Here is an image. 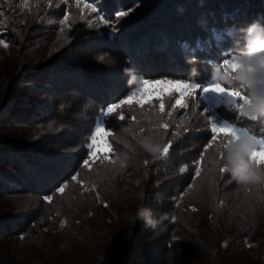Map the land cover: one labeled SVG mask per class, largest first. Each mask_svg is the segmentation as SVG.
I'll list each match as a JSON object with an SVG mask.
<instances>
[{"label":"trees","instance_id":"1","mask_svg":"<svg viewBox=\"0 0 264 264\" xmlns=\"http://www.w3.org/2000/svg\"><path fill=\"white\" fill-rule=\"evenodd\" d=\"M0 13V264H264V187L219 171L227 138L205 150L202 103L195 118L191 101L172 111L167 95L164 113L156 99L122 105L103 116L109 159L89 156L102 110L143 79L209 81L241 30L264 25V0H0ZM231 75L221 68L218 81L237 87ZM216 111L264 137L259 120ZM145 138L160 143L156 158ZM140 206L167 219L146 228Z\"/></svg>","mask_w":264,"mask_h":264},{"label":"snow or ice","instance_id":"2","mask_svg":"<svg viewBox=\"0 0 264 264\" xmlns=\"http://www.w3.org/2000/svg\"><path fill=\"white\" fill-rule=\"evenodd\" d=\"M85 8H92L94 13L97 12V8L92 7L90 4H85ZM3 15V13H0ZM128 15V12L121 11L119 12V17H124ZM101 22L107 23L106 18L101 17ZM67 20V16H65L64 20H61L60 23L63 24ZM91 26V24H89ZM218 39L220 37H217ZM0 43H4L2 39H0ZM4 47H7V44L4 43ZM244 51L243 45L237 49L236 54L231 55L228 58H224L222 60V64H220L219 68H223L227 73L234 74L231 75V78H235L237 73L241 70V64L238 62L237 57ZM102 59V58H101ZM133 78V82H134ZM143 88L140 90L139 98L135 92H132L127 96L126 99L120 100L119 103H114L106 108V110H102V116L109 117L113 116L117 113L118 110L121 109L122 105L131 104L135 99V102L143 107L145 104H152L153 98L159 101V112L164 113L166 109V105L164 102V97L167 95L169 97H173L174 102L171 103L170 107L172 111H175L177 108L181 110L189 109V101L192 102V111L193 118L196 116V109L200 108V101L205 102V107L203 109L204 112L208 113L204 119L208 122L210 126V131L212 133L211 141L206 145L205 150L212 147V145L218 140V138L223 135L227 138V143L224 144V147H227L228 144L232 143L233 140L239 139L241 136H248L249 132L247 130L238 129L235 124L230 123L226 120H220L216 113L212 111V108L227 105L229 109L234 112H238L245 106L251 105V100L249 99L248 91L249 88L246 85H238L237 87H225L222 85L218 79L214 76L213 79L207 81L204 84L193 82L191 78L189 80L183 79H159L155 81H150L148 79H143ZM151 88L152 91L149 92L148 89ZM197 92H199V96H197ZM172 111L168 112V115H172ZM119 120L125 121L127 116L123 112H119L118 116ZM135 119V117H133ZM261 123H264V119L259 120ZM191 121H189L190 123ZM106 122H100L95 128V133L91 139L92 152L90 153V157L94 160L100 159L97 153L101 150L99 145L103 143L104 151L110 152L112 150L111 144H109L105 138L111 136L109 131L105 130ZM109 127L111 124L109 123ZM160 127L164 129H168L169 125L167 123L160 125ZM179 127V125H178ZM187 130V129H185ZM171 147V142H169L166 146L163 147V154H168L169 149ZM254 152H264V137L257 138L255 141V147L253 148ZM109 157L107 154L103 156V160H108ZM251 159V157H249ZM203 162V157L198 163ZM113 163V161H112ZM145 164H148L149 161L145 160ZM85 167H89V160L84 161ZM258 166H264V160H260L258 162ZM185 169L182 168L181 171ZM220 172H226V169L223 167L219 169ZM196 175H200V169H196ZM73 180H76L77 177L73 176ZM65 187H59L57 191L63 193L65 191ZM47 200L51 201L52 197H46ZM195 210V209H193Z\"/></svg>","mask_w":264,"mask_h":264},{"label":"clouds","instance_id":"3","mask_svg":"<svg viewBox=\"0 0 264 264\" xmlns=\"http://www.w3.org/2000/svg\"><path fill=\"white\" fill-rule=\"evenodd\" d=\"M241 31L244 33V51L237 57L241 70L234 79H225L224 83L231 85L234 80L238 81L239 85L248 86L251 105L243 107L239 115L257 121L264 119V25L254 21ZM215 75L217 79L220 78L221 68L215 69ZM255 141L256 137L249 134L233 140L225 147L223 168L230 175L229 182L235 181L245 187L250 185L264 187V166H258V162L264 160V152L253 151ZM140 147L153 158L161 151L160 143L150 138L141 140ZM128 159L127 154L116 157L113 165L117 172L128 166ZM156 202L158 204L163 202L161 193L156 194ZM134 219L143 221L146 228L155 230L167 217L156 218L151 208L140 206Z\"/></svg>","mask_w":264,"mask_h":264},{"label":"rangeland","instance_id":"4","mask_svg":"<svg viewBox=\"0 0 264 264\" xmlns=\"http://www.w3.org/2000/svg\"><path fill=\"white\" fill-rule=\"evenodd\" d=\"M215 76V75H214ZM214 76H212V78L211 79H213V77ZM210 79V80H211ZM143 88V83L142 84H140V86H138V87H136L134 90H132L130 93H129V95L132 93V92H135L136 94H137V97L136 98H139V93H140V90ZM148 91L149 92H151L152 91V89L151 88H149L148 89ZM197 96H199V92H197ZM154 99V98H153ZM134 101H135V99H134ZM200 103H202L203 104V106L205 107V102L204 101H200ZM221 107H225L227 110H230L229 108H228V106L227 105H220ZM217 107H219V106H217ZM217 107H214V108H212V111L214 112V113H216V116L220 119V120H224V119H222L220 116H219V114L217 113V111L215 112V110L217 109ZM105 110H106V108H105ZM227 121V120H226ZM100 122H103V116H102V114L98 117V119H97V121H96V124H95V127H94V129H93V131H92V136L94 135V133H95V128L97 127V125L100 123ZM229 122V121H228ZM230 123H232V122H230ZM236 126V125H235ZM238 129H243V130H246V129H244V128H241V127H239V126H236ZM250 134V133H249ZM251 135V134H250ZM92 136H91V139H92ZM257 138H259V137H257ZM105 140L107 141V139L105 138ZM99 147H100V151L97 153V155L99 156V155H102V154H107L105 151H104V145H103V143H101L100 145H99ZM92 146H91V141H90V153L92 152ZM90 153H89V156H90ZM91 158V157H90Z\"/></svg>","mask_w":264,"mask_h":264}]
</instances>
